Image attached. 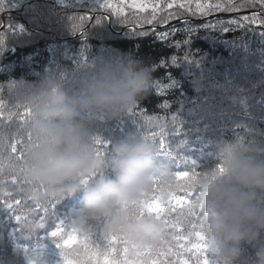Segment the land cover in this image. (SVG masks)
<instances>
[{
  "label": "trees",
  "instance_id": "16d2710c",
  "mask_svg": "<svg viewBox=\"0 0 264 264\" xmlns=\"http://www.w3.org/2000/svg\"><path fill=\"white\" fill-rule=\"evenodd\" d=\"M25 2L0 0V25L7 23L0 26V110L4 112L0 120L8 129L0 141L6 146L0 154L3 168L10 156L23 152L28 140L25 109L10 106L17 94L46 68L59 75L92 66L90 62L99 58H134L151 68L153 79L133 111L91 126L105 148L110 150V142L146 127L148 132H159L162 127L172 153L161 152L162 156L175 171H189L188 164L193 161L199 171L215 161L216 144L221 140L244 139L264 146V25L243 19L253 12L264 18L258 3L248 6L251 0H233L245 6L204 15L165 7L157 22L147 24L143 17L150 18V12L136 19L135 10L126 8L129 10L117 15L112 8L100 7L103 0H31L34 4H22ZM222 2L227 4V0ZM168 11L176 15L167 23L160 22L159 17ZM217 12L220 15L210 16ZM161 33L168 35L162 37ZM69 85L67 81L66 87ZM229 93H233L231 98ZM197 97H202L205 109H195L191 99ZM173 116H178V122ZM159 117L168 123L148 128L149 124L140 120ZM12 143L17 145L15 154L11 153ZM8 183L11 195H0V264H60L62 236L51 233L57 227L66 231L82 193L44 208L33 206L31 215L40 226L32 231L22 227L26 218L19 215V209L24 201L15 194L16 184L11 178ZM15 200L21 203L16 205ZM51 237L59 242L50 243ZM97 242L103 241L97 237ZM243 247L238 264H250L252 250L248 245Z\"/></svg>",
  "mask_w": 264,
  "mask_h": 264
},
{
  "label": "clouds",
  "instance_id": "9594fccd",
  "mask_svg": "<svg viewBox=\"0 0 264 264\" xmlns=\"http://www.w3.org/2000/svg\"><path fill=\"white\" fill-rule=\"evenodd\" d=\"M90 64L59 75L46 68L17 94L10 106L29 110L25 123L30 139L23 158L10 156L0 170V195L11 194L12 176L23 181L14 191L24 201L19 209L26 218L22 227L32 231L40 226L31 215L33 206L44 208L82 193L65 231L75 230L81 239L71 247L60 243V264L65 259L89 264L86 248L103 256L113 236L127 241L129 259L169 238L163 218L144 206L154 194L169 199L176 171L147 127L110 142V150L98 147L91 130L98 120L133 111L153 83L152 70L130 57L99 58ZM5 148L0 144V154ZM199 173L191 203L172 218L186 232L196 223L195 230L206 237L209 259L217 264H238L244 245L252 250L250 264H264V146L221 140L215 161Z\"/></svg>",
  "mask_w": 264,
  "mask_h": 264
},
{
  "label": "snow or ice",
  "instance_id": "6c2138e0",
  "mask_svg": "<svg viewBox=\"0 0 264 264\" xmlns=\"http://www.w3.org/2000/svg\"><path fill=\"white\" fill-rule=\"evenodd\" d=\"M195 3V9L193 10L192 4ZM259 4L262 10H264V0H251V4L248 6H255ZM245 4L236 5L233 0H227V4L222 2V0H217L216 3L202 2V0H120L119 6H114L111 0H103L100 4L102 8H113L117 15L124 12L125 7L135 10L134 18L139 19L140 13H149L150 18L146 15L143 17L147 24H152L158 21V14L163 13L166 9H185L192 12L193 15L199 13L204 15L212 11H237L240 7H244ZM176 13L168 11L166 16H160V22L167 23L168 20L172 19ZM84 18L81 17V20ZM244 20L250 21L253 24L264 25V18L258 16L256 12H253L251 17L245 16ZM97 22H100L97 19ZM229 23H238L237 21H229ZM214 27V26H208ZM227 30V27H225ZM191 31V29H189ZM162 37H166L167 33H161ZM3 105L0 104V109ZM25 115H29V110L25 109ZM4 117V112L0 110V118ZM11 114L8 119H11ZM8 129L3 125L2 120H0V141L5 134H7ZM148 135L157 142V137H159V146L161 152L166 155H171L168 145L165 143V133L164 129L161 127L159 132L151 131ZM28 139H30V134H28ZM96 143L100 149H103L105 142L96 137ZM11 153L15 154L17 152L16 143L10 145ZM101 154V153H98ZM23 158V152L17 157V159ZM186 160V158H183ZM189 171H176V184L171 190L169 199L162 201L158 195L154 194L152 199L145 203V210L152 215L161 217L164 220L166 228L169 230L167 235L168 239L162 241L161 245L157 248H149L143 252H138L135 257L129 259V249L127 246V241L120 239L118 236H113L109 239L106 248L107 252L101 256L97 251L87 249L89 264H217L216 260L209 259L208 257V244L206 242V237L202 232L195 230L197 228L196 223L193 221L191 224V231H185V227L176 219L172 217L178 210L184 209L187 205L191 203V197L193 195L195 180L199 176V171H197V165L195 162H191ZM3 169V165H0V170ZM220 171H223L222 166ZM11 180L15 184L23 183L17 176H12ZM160 185L157 182L155 185L156 191H159ZM11 195V194H9ZM14 203L19 205L20 200H15ZM5 204L12 208V203ZM46 210V209H45ZM19 219V217H17ZM52 236H62V243L65 247H71L73 244L80 241V236L75 230L69 233H65L62 227H57L54 232L51 233ZM119 257V258H117ZM63 264H76L75 261L70 259H65Z\"/></svg>",
  "mask_w": 264,
  "mask_h": 264
},
{
  "label": "rangeland",
  "instance_id": "374dc122",
  "mask_svg": "<svg viewBox=\"0 0 264 264\" xmlns=\"http://www.w3.org/2000/svg\"><path fill=\"white\" fill-rule=\"evenodd\" d=\"M19 1H26L25 3H22V4H26V3H29V2H31V0H19ZM120 1V0H119ZM32 3V2H31ZM103 3V2H102ZM111 3L114 5V6H119L120 5V2H117V1H111ZM32 4H34V3H32ZM192 5H194L195 6V3L193 2V4ZM38 7H37V5L35 4V10L37 9ZM127 7H125V10H124V12L126 11V10H129V9H126ZM113 9V8H112ZM16 10H14V11H12V12H15ZM123 12V13H124ZM141 14V13H140ZM7 23H5L4 21L1 23V25L0 26H4V25H6ZM15 26L16 27H19L20 28V25L19 24H15ZM201 83V82H200ZM200 83H198L199 85H198V87H201L202 85V83L200 84ZM197 92V91H196ZM232 95H233V93H229V96H227V97H229V98H231L232 97ZM225 95H223V98H227ZM200 99H202V97L200 98V97H197V99H191L192 100V104L193 105H195L196 107H195V109L196 110H203V109H205V107H204V103H203V101H201ZM194 101V102H193ZM231 102H232V100H230ZM227 102H229V101H227ZM160 118L161 117H159V118H154V119H146V118H143V119H141L140 118V120H141V122L142 123H144V124H149V127L148 128H150V127H154L155 125H158V126H163L164 124H166V123H168V121L166 120V121H163V120H160ZM173 118H175L176 120H177V122H178V116H173ZM172 117L170 118V121L173 123V119ZM161 119H164V118H161ZM148 130V129H147ZM151 132V131H150ZM174 136V135H173ZM49 242L50 243H56V242H59V240L57 239V238H55V237H51L50 239H49Z\"/></svg>",
  "mask_w": 264,
  "mask_h": 264
},
{
  "label": "bare ground",
  "instance_id": "6f19581e",
  "mask_svg": "<svg viewBox=\"0 0 264 264\" xmlns=\"http://www.w3.org/2000/svg\"><path fill=\"white\" fill-rule=\"evenodd\" d=\"M220 15L219 12L211 14L212 17Z\"/></svg>",
  "mask_w": 264,
  "mask_h": 264
},
{
  "label": "water",
  "instance_id": "95a60500",
  "mask_svg": "<svg viewBox=\"0 0 264 264\" xmlns=\"http://www.w3.org/2000/svg\"><path fill=\"white\" fill-rule=\"evenodd\" d=\"M211 16V15H210ZM212 17V16H211Z\"/></svg>",
  "mask_w": 264,
  "mask_h": 264
}]
</instances>
